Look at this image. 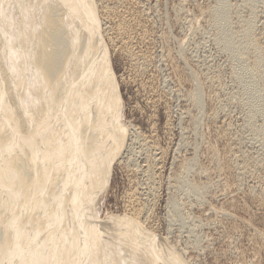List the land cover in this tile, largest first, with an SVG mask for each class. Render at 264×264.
Here are the masks:
<instances>
[{"label": "bare ground", "instance_id": "bare-ground-1", "mask_svg": "<svg viewBox=\"0 0 264 264\" xmlns=\"http://www.w3.org/2000/svg\"><path fill=\"white\" fill-rule=\"evenodd\" d=\"M228 1H216L207 14L219 44L238 65V95L247 108L248 127L264 149V28L256 34L259 13L252 9L253 0H243L249 16L239 12L243 18L232 26ZM122 3L0 0V264H186L165 239L145 228L139 210L126 213L121 224L101 223L96 215L95 204L117 162L116 147L121 140L122 153L130 139L102 43L131 57L126 36L138 30L142 15L137 16L135 5ZM132 60L142 71L148 65L144 56L132 55ZM201 80L209 92L205 101L215 110L214 82L209 76ZM186 99L197 110L202 91L193 88ZM132 132L138 138V131ZM150 157L146 161L152 166ZM219 166L226 178L240 183L262 171L264 162L240 154L223 157ZM263 177L256 176L264 187ZM194 189L206 190L203 185ZM248 193L264 206L263 195Z\"/></svg>", "mask_w": 264, "mask_h": 264}, {"label": "rangeland", "instance_id": "rangeland-1", "mask_svg": "<svg viewBox=\"0 0 264 264\" xmlns=\"http://www.w3.org/2000/svg\"><path fill=\"white\" fill-rule=\"evenodd\" d=\"M93 1L98 6L123 2L137 7L142 23L136 32H128L126 39L131 57L137 54L148 60L142 71L127 52L102 41L118 96L121 123H126L130 139L124 152L121 153V140L116 147L117 162L110 168L107 185L95 204L97 219L121 224L124 216L139 210L145 217L141 218L145 228L165 239L186 264H264V206L256 205L248 195L255 190L264 199V187L256 178L263 177L264 169H256V174L243 177L240 183L219 170L223 157L234 159L240 154L257 157L263 163L264 149L248 127L247 108L239 98L241 89L235 77L238 65L219 44L217 28L207 14L217 7L218 0ZM228 2V7H233L229 9L232 16L228 15L232 26L240 15L249 16L248 8L242 7L243 0ZM252 4L259 13V35L264 28V0H253ZM111 19L114 24L115 18ZM202 76L214 82L218 101L215 110L205 101L209 92L202 84ZM252 85L259 88V82ZM193 88L202 91V105L197 110L186 99ZM212 109L218 114L214 112L217 118L213 124L209 121ZM132 131H138L142 138H136ZM148 141L153 142L152 146ZM230 146L236 148L231 153ZM149 155L152 166L146 161ZM199 185L206 190L197 192L194 186Z\"/></svg>", "mask_w": 264, "mask_h": 264}]
</instances>
